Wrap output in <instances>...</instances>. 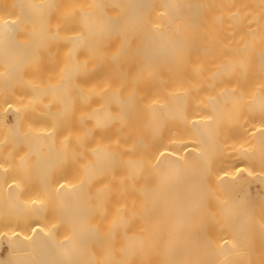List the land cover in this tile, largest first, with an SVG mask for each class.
Segmentation results:
<instances>
[{
	"label": "bare ground",
	"instance_id": "bare-ground-1",
	"mask_svg": "<svg viewBox=\"0 0 264 264\" xmlns=\"http://www.w3.org/2000/svg\"><path fill=\"white\" fill-rule=\"evenodd\" d=\"M189 222L264 233V0H0V264H186Z\"/></svg>",
	"mask_w": 264,
	"mask_h": 264
},
{
	"label": "rangeland",
	"instance_id": "rangeland-1",
	"mask_svg": "<svg viewBox=\"0 0 264 264\" xmlns=\"http://www.w3.org/2000/svg\"><path fill=\"white\" fill-rule=\"evenodd\" d=\"M5 10V5L3 6V11ZM2 53V52H1ZM4 54H5V52H3ZM3 53H2V55H3ZM7 54V53H6ZM3 56H5V55H3ZM3 65L4 66H6V62L5 61H3ZM25 169V168H24ZM32 169V168H31ZM36 169V168H35ZM43 169V168H42ZM14 169H12V170H10V171H12V172H8V174H10V175H12V173H13V175H12V177L14 176L15 177V175L14 174H16L17 175V173H18V170H17V172H14L13 171ZM19 170L21 171V170H23V169H20L19 168ZM27 170H28V168H27ZM33 170V169H32ZM36 170H39V172H40V170H41V168L40 169H36ZM44 170H46L45 168H44ZM43 170V171H44ZM48 170V169H47ZM51 170V169H50ZM9 171V170H8ZM20 171H19V173H20ZM29 171V170H28ZM49 171V170H48ZM47 171V172H48ZM26 172V171H25ZM46 172V171H45ZM51 173H52V170L50 171ZM18 173V174H19ZM23 173V172H22ZM22 173H20L19 174V176H20V178L22 177ZM31 173V172H30ZM29 172L27 173V174H30ZM33 173V172H32ZM31 173V174H32ZM36 173H38V171H36ZM50 173V174H51ZM26 174V173H25ZM24 174V175H25ZM44 174V173H43ZM46 174V173H45ZM7 175V174H6ZM40 175H42V174H39V176ZM9 175H7L6 177H8ZM27 176V175H26ZM31 176V175H30ZM48 176V175H47ZM46 176V177H47ZM50 176L51 175H49L48 177H49V179H51L50 178ZM66 175H64V177H65ZM11 177V176H10ZM52 177V176H51ZM60 177H63V176H60ZM68 177H69V175H68ZM67 177V178H68ZM37 178V177H36ZM36 178L34 177V179L36 180ZM43 178H45L44 176H42V177H40L39 179H40V181L39 182H41L42 181V179ZM52 178H54V177H52ZM17 179V178H16ZM18 179H19V177H18ZM24 180H25V178H23ZM22 179V180H23ZM29 178H27V180H25V181H27V182H29V180H28ZM20 180V179H19ZM34 180V181H35ZM45 180H48V178L47 179H45ZM34 181H32V183L34 182ZM30 182H31V179H30ZM36 182V181H35ZM38 182V183H39ZM43 182V181H42ZM41 182V183H42ZM243 195L244 196H246V194H245V192H243ZM247 197V196H246ZM195 217V216H194ZM192 218V217H191ZM201 218V216L200 217H198V221H197V218L195 217V220L197 221V223H199V221L201 220V226H199V227H205V225H206V227L207 226H211L210 225V217H202L203 219H200ZM160 219H162L161 217H160ZM166 218H164L163 220H165ZM167 219L168 220H171V219H169L168 217H167ZM174 219V218H173ZM179 219V218H178ZM226 219V218H225ZM203 220H205V222H206V220H210L208 223H209V225H208V223H205V224H203V226H202V223L204 222ZM191 223L193 224L195 221H194V219L192 220L191 219ZM203 221V222H202ZM190 222H189V226L191 227V228H189L187 225H185V224H182L181 226H180V228H177L176 230H172V234H173V236H174V239H173V244H174V247H175V251H174V255L176 256V254H177V256L176 257H178L177 258V261H183V262H185L186 264H190L191 262V264H205V263H207L209 260L208 259H210L209 257V255L207 256V254H210L209 252H208V245H207V243L205 242V237H206V234L204 233V232H202L203 230L205 231V229H202V228H199V229H202V230H200L199 232H200V234H198L199 232H197L199 229L197 228V226L196 227H192V224H191ZM196 224V223H195ZM211 224H212V221H211ZM193 226H195L194 224H193ZM205 227V228H206ZM238 227V226H237ZM253 227V228H252ZM254 227H255V229H254ZM254 230V232H253V230ZM256 228H259V226H256V224L255 225H251V227L249 226L248 228L247 227H245V231L246 232H243L244 230H242V232L244 233V238L247 236V239L248 240H245V239H243V244H241V245H243V247L242 248H244L243 250H239V251H241L239 254L241 255H239L238 257H235V258H233V257H229V258H226L225 260V262H226V264H234L233 263V260L235 259V260H238L239 258H240V260H238V264H239V262H242L243 263V261H244V258L245 257H249L248 255L247 256H245L246 255V253H242V252H250L252 255H253V253L255 254V253H258V255L259 254H263L264 252H263V249H264V240H263V238H264V233L262 234V236H261V232H263V231H261V228L259 229L260 231L259 232H257L258 233V237H259V234H260V237L259 238H257L256 236H257V233H255L258 229H256ZM165 228H163V230H164ZM242 229H244V228H242ZM247 229V230H246ZM249 229H251V230H249ZM250 232H249V231ZM193 231H196L197 233H193ZM202 233H204V234H202ZM247 233H248V235H247ZM254 234L255 236L253 237V235L252 234ZM240 234V233H239ZM164 235H166V233L164 232V231H162V233H161V235L159 234V238L160 237H163ZM241 235H242V233H241ZM250 236H251V238H250ZM249 237V238H248ZM256 237V238H255ZM242 239V238H241ZM245 241V242H244ZM241 242V241H240ZM240 242H239V245H240ZM242 243V242H241ZM240 245V246H241ZM245 246V247H244ZM206 248L205 250L203 249V248ZM238 248V247H237ZM263 248V249H262ZM238 251V252H239ZM263 252V253H262ZM232 253V252H231ZM238 255V254H237ZM256 255V254H255ZM253 256L252 258H254V257H256L257 258V256ZM242 256H245V257H243L242 258ZM258 257H260V256H258ZM237 258V259H236ZM251 258V257H250ZM262 258H264V255H263V257ZM241 259H242V261H241ZM246 260V262L248 261L247 259H249V258H245ZM234 260V261H235ZM253 260V259H252ZM251 260V261H252ZM256 260V259H255ZM259 260H264V259H258L257 261L258 262H260ZM244 261V262H245ZM190 262V263H189ZM235 262H237V261H235ZM245 262V263H246ZM248 262H250V261H248ZM254 262V261H253ZM255 263L256 264H259V263H257L256 261H255ZM261 263V262H260ZM253 264V263H252Z\"/></svg>",
	"mask_w": 264,
	"mask_h": 264
}]
</instances>
